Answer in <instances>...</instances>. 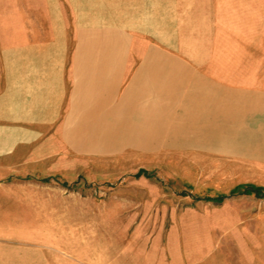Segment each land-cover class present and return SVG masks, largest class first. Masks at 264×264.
<instances>
[{"label": "crops", "instance_id": "obj_1", "mask_svg": "<svg viewBox=\"0 0 264 264\" xmlns=\"http://www.w3.org/2000/svg\"><path fill=\"white\" fill-rule=\"evenodd\" d=\"M104 146L237 180L172 215L155 264L261 263L264 0H0V264H103L55 220Z\"/></svg>", "mask_w": 264, "mask_h": 264}, {"label": "rangeland", "instance_id": "obj_2", "mask_svg": "<svg viewBox=\"0 0 264 264\" xmlns=\"http://www.w3.org/2000/svg\"><path fill=\"white\" fill-rule=\"evenodd\" d=\"M101 148L96 162L89 153L85 161L77 162L80 166H72L77 177L66 191L70 208L56 211L60 218L55 222L66 224L69 219L71 248H82L86 241L88 249L102 251L103 264H111L112 256L117 264H155L169 255L163 246L173 214L188 206L220 204L224 199L213 202L220 193L241 197L229 193L237 180L224 178L228 162L211 161L224 157H107L110 147ZM260 198L264 202V196ZM54 230L64 233L61 225ZM234 244L228 243L226 256L239 251ZM258 264H264V225Z\"/></svg>", "mask_w": 264, "mask_h": 264}, {"label": "trees", "instance_id": "obj_3", "mask_svg": "<svg viewBox=\"0 0 264 264\" xmlns=\"http://www.w3.org/2000/svg\"><path fill=\"white\" fill-rule=\"evenodd\" d=\"M221 196H219V198H220Z\"/></svg>", "mask_w": 264, "mask_h": 264}]
</instances>
